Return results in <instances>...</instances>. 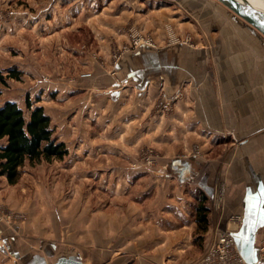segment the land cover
Returning <instances> with one entry per match:
<instances>
[{"label":"crops","instance_id":"0c3cea01","mask_svg":"<svg viewBox=\"0 0 264 264\" xmlns=\"http://www.w3.org/2000/svg\"><path fill=\"white\" fill-rule=\"evenodd\" d=\"M169 1L184 12L183 16L192 14L198 34H193L190 27L185 31L193 34L191 40L201 37V47L167 44L154 49L140 48L125 54L115 66L118 73L124 74L122 85L116 78L108 85L100 77H91L82 82V87H71L69 93H65L71 98L72 106L77 103V95L87 92V96H92L93 89L97 88L120 107L121 103H131L135 96L147 95L148 100L154 98L163 104L187 92V111L176 116H181L186 129L195 130L201 136L203 158L179 157L166 162L162 172L167 180L161 188V199L167 203L162 204L166 211L160 214L156 208L145 212L137 203H127L116 210L110 207L91 216L84 215V210H79L78 204L73 202L60 208L61 213L54 208L51 220L44 217V205L39 197L37 203L19 200V196L25 197L13 190L19 182L11 186L6 178L0 177V205L26 210L31 216L30 222L21 225L0 222V264H174L178 254L185 250L175 255L166 254V245L174 241L169 231H165L168 235H160L164 237L161 246L166 248L165 254L159 253L156 241L150 243L156 244L153 246L142 242L143 238L156 239L158 228H149L152 232L145 234L146 228L127 222H179L177 219L187 222L186 199L191 195L199 201V186L207 202L224 200L226 204L213 213V218L209 215L208 222H229L233 216L242 217L243 221L262 222L257 239L258 236L264 239V232L261 233L264 214L259 211L258 199L264 189V37L214 0ZM45 2L40 0V4ZM41 11L45 21L42 25L51 24L46 16L54 14L55 7L43 5ZM40 23L38 21L37 25ZM190 98L194 101L191 106ZM88 108H69V119L61 107L59 117H55V136L65 143L69 151L66 158L77 164L75 168L81 175H87L82 164L93 158L100 160V155L109 156V146L103 144L109 140H103V135L96 138L102 141L91 140L92 126L81 121L82 111ZM156 120L157 117L150 119V130H158V126L163 125V121L157 123ZM123 121L124 127L120 130L124 134L117 138L116 145L137 147L147 141L141 134L129 137L131 134L127 133L140 131V120ZM106 127L109 126L102 125L100 129L108 130ZM157 142L155 134L145 144L152 146ZM120 176L124 179L125 174ZM133 191L132 187L128 190ZM65 248L70 251L61 252Z\"/></svg>","mask_w":264,"mask_h":264},{"label":"rangeland","instance_id":"374dc122","mask_svg":"<svg viewBox=\"0 0 264 264\" xmlns=\"http://www.w3.org/2000/svg\"><path fill=\"white\" fill-rule=\"evenodd\" d=\"M172 4L174 3L169 0H46L44 4H40V0H0V69L5 76L14 70L20 73L18 80L8 78L7 85L1 86L0 107L7 101L15 102L28 118L30 112L26 102L29 100L33 108H44L56 131V118L59 117L61 107L70 119L69 108L89 106L87 111H82L81 121L92 126L90 139L102 141L96 138L103 135V140H109L103 143L109 146L108 157L100 155V160L93 158L81 165L83 170H87V175H81L75 168L77 164H73L69 158L62 161L54 159L49 163L46 159L34 164L27 162L22 168V180H19L18 185H13V190L25 195L19 196V200L23 198V201L37 203L39 197L44 205V217L51 220L54 208L61 213L60 208L73 202L78 204L79 210H84V215L91 216L99 215L102 210L110 207L116 210L118 206H126L127 203H137L145 212L155 208L158 214L166 211L162 204L167 202L161 199V188L167 180L162 172L166 162L179 157L201 160L204 156L201 136L195 130L186 129L181 116H176L182 114L181 111H187V92L179 99L163 104L154 98L148 100L147 95L135 96L131 103H121L120 107L111 103L107 99L108 95L97 88L93 89L92 96H87V92L77 95V103L72 106L67 94L71 87H82V82L91 77H100L108 85L116 78L119 85H122L124 74L115 69L114 57L130 42L131 35L152 37L156 45L161 47H166L167 44L201 47V37L186 43L190 35L194 32L198 34L194 30L196 25L194 26L192 14L183 16L184 12ZM43 5L55 7V13L46 16L51 24L45 26L42 25L45 22L44 12L41 11ZM38 21L41 25H37ZM189 27L193 34L189 35L185 31ZM192 102L194 101L190 98V106ZM167 103L170 105L167 106ZM124 112H127L126 116L123 115ZM152 117H157V123L164 122L158 126V130H150L151 127H148ZM123 120L128 123L140 120L139 123L142 124L140 131L127 132L131 134L129 137L141 134L149 143L151 135L156 134L157 144L153 143L151 146L145 142L137 147H121V143L116 145L117 138L124 134L120 130L124 127ZM168 123L170 126L166 125ZM102 125H108V130H101ZM121 173L125 174L124 179L120 178ZM131 187L134 191L129 193ZM197 192L199 201L191 195L187 196V222H180L173 214L179 222L127 223L146 228L145 234L151 233V228H158L156 239L147 241L143 238L142 242L149 246L157 244L159 251L161 250L159 253H164L167 246L166 254L170 255L185 250V253L178 254L174 264H203L211 252H219L220 234L229 230L232 225L237 227L239 223L207 222L203 225L195 222L200 205L208 206L206 208L211 218L217 212L219 204L221 208L226 205L224 200L222 203L214 202L213 199L207 202L208 198L201 193L200 186L197 187ZM179 208L182 209L183 206ZM165 215L162 217L165 218ZM30 220L31 216L26 210L0 205V222L21 225ZM205 227L206 230L203 229ZM161 230L163 232L160 233ZM165 231H169L170 237L174 239L166 247L161 246L164 245V237H160L163 233L168 235ZM263 232L264 230L261 233ZM235 234L238 235L239 231ZM155 241L156 244H150ZM263 241L258 236L257 255L260 259ZM92 246L89 245L90 248ZM67 251L70 249H61V252ZM258 262L264 264V259L258 258Z\"/></svg>","mask_w":264,"mask_h":264},{"label":"trees","instance_id":"16d2710c","mask_svg":"<svg viewBox=\"0 0 264 264\" xmlns=\"http://www.w3.org/2000/svg\"><path fill=\"white\" fill-rule=\"evenodd\" d=\"M8 78L18 80L20 73L14 70L5 76L0 69V96L1 86L7 85ZM26 107L30 112L28 118L15 102L7 101L0 107V177L6 178L12 186L21 179L22 168L27 162L34 164L42 159L62 161L69 155L65 143L55 136L52 119L44 108H33L29 100ZM208 213L205 205H200L197 222L206 225Z\"/></svg>","mask_w":264,"mask_h":264},{"label":"water","instance_id":"95a60500","mask_svg":"<svg viewBox=\"0 0 264 264\" xmlns=\"http://www.w3.org/2000/svg\"><path fill=\"white\" fill-rule=\"evenodd\" d=\"M214 1L228 9L246 25L253 28L264 37V11L256 8L248 0ZM261 223L262 222H249L248 220H244L239 234L235 236L239 253L247 264L257 263L255 239L258 229L262 226Z\"/></svg>","mask_w":264,"mask_h":264},{"label":"built area","instance_id":"2783aa9c","mask_svg":"<svg viewBox=\"0 0 264 264\" xmlns=\"http://www.w3.org/2000/svg\"><path fill=\"white\" fill-rule=\"evenodd\" d=\"M189 42H191L190 37L187 38L186 43H189ZM169 43H171V41H169ZM143 47L154 49L157 47V45H156L155 40L152 37H145L144 38L140 35H135V36L131 35L130 36V42L128 44H126V46H124V48L122 50H119L115 54L114 59L116 60V65L123 55L134 52V51H136L140 48H143ZM176 98L178 99L179 96H176L174 98V100ZM174 100H172V102ZM169 105H170V103H167V106H169ZM165 108L167 109V107H165ZM197 154H200V152L197 151ZM220 207L221 206L219 204V206H217L216 209H219ZM229 222L239 223L238 226L240 224L242 226V224H243V220L239 216H233L232 218L229 219ZM7 224H10V223H7ZM240 229H241V227H240ZM240 229H239V231H240ZM235 236H236V234L230 230H226L225 232L221 233L220 236L218 237V239H219V241H218L219 252H216V251L211 252L209 254V256L206 257L203 264H225L224 262H220V261H222V259H225V261L228 262L229 264H237L238 262H239V264H241L242 261L238 260L237 251L235 249V247H237ZM260 254H261L260 256L263 258L264 257V245H262V247H260Z\"/></svg>","mask_w":264,"mask_h":264},{"label":"bare ground","instance_id":"6f19581e","mask_svg":"<svg viewBox=\"0 0 264 264\" xmlns=\"http://www.w3.org/2000/svg\"><path fill=\"white\" fill-rule=\"evenodd\" d=\"M248 1L251 2L256 8H258V9L264 11V0H248ZM241 218H242V217H241ZM240 223H241V222H240ZM236 226H237V227H234L233 225L230 226L229 230L232 231L233 233L238 232L239 229H240V227H242V226H241V224H240L239 226H238V225H236ZM231 227H234V228H231ZM234 231H235V232H234ZM235 239H236V237H235ZM236 246H237V244H236ZM235 249H236V251H237L238 260H241V261H242L241 264H247V263L245 262V260L243 259V257L240 255L238 247H235ZM258 258H259V260L264 259V257H263V258L261 257V259H260V257L257 255V263H256V264H259V263H260V262H258ZM221 262H224L225 264H229L228 262L225 261V259H222ZM243 262H244V263H243ZM237 264H239V262H238Z\"/></svg>","mask_w":264,"mask_h":264},{"label":"snow or ice","instance_id":"6c2138e0","mask_svg":"<svg viewBox=\"0 0 264 264\" xmlns=\"http://www.w3.org/2000/svg\"><path fill=\"white\" fill-rule=\"evenodd\" d=\"M259 202L261 207L259 208V211L264 214V189H262L258 196Z\"/></svg>","mask_w":264,"mask_h":264},{"label":"flooded vegetation","instance_id":"af4514ba","mask_svg":"<svg viewBox=\"0 0 264 264\" xmlns=\"http://www.w3.org/2000/svg\"><path fill=\"white\" fill-rule=\"evenodd\" d=\"M243 237H245V236H243ZM243 239V238H242ZM244 240V239H243ZM255 247H256V251H258V246H257V234H256V239H255ZM257 254H258V252H257Z\"/></svg>","mask_w":264,"mask_h":264}]
</instances>
